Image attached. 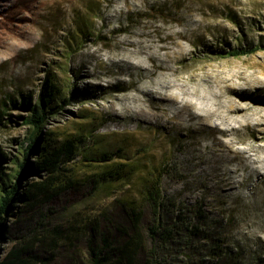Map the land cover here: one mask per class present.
Wrapping results in <instances>:
<instances>
[{"label": "rangeland", "instance_id": "rangeland-1", "mask_svg": "<svg viewBox=\"0 0 264 264\" xmlns=\"http://www.w3.org/2000/svg\"><path fill=\"white\" fill-rule=\"evenodd\" d=\"M138 44L146 46L144 52L137 51ZM252 48L239 56L226 52ZM148 52L156 56L153 64L163 59L172 70L155 69L151 76L127 63L146 60ZM146 65L151 71L152 63ZM162 72H175L177 82L187 81L184 98L225 134L203 120L187 122V113L175 115L168 102L161 103L164 116L149 112L154 101L144 90L156 87ZM46 79L58 85L60 96L57 113L42 132L55 131L57 143L81 137L77 154L67 163L79 185L49 203L54 219L82 210L102 228H108L105 219L122 224L127 202H139V180L160 174V191L167 200L165 225L175 222V240L181 239L165 245L162 263L262 264L264 0H0L4 166L10 165L20 142L26 143L29 129L21 118ZM217 86L219 97L212 95ZM230 105L239 111L229 112ZM175 123L181 125L175 128ZM215 138L231 141L234 154L219 150ZM102 153L129 164L133 173L130 180L89 193V178L105 162L85 159ZM247 154L258 160L257 173ZM231 175L239 182L223 185ZM148 219L146 214L143 222ZM11 223L5 221L8 227ZM12 238V231L4 229L0 252L12 246ZM80 252L84 255L82 248ZM62 263L60 255L56 264ZM81 264L89 262L83 257Z\"/></svg>", "mask_w": 264, "mask_h": 264}, {"label": "trees", "instance_id": "trees-1", "mask_svg": "<svg viewBox=\"0 0 264 264\" xmlns=\"http://www.w3.org/2000/svg\"><path fill=\"white\" fill-rule=\"evenodd\" d=\"M253 51L255 48L226 52L239 56ZM59 96L58 85L46 79L35 102L27 106L28 114L21 118L29 129L25 145L20 142L18 153L8 159L9 166L2 164L5 156L0 154V237L6 228L13 234L12 246L0 252V264H56L60 255L62 264H81L83 257L89 264H164L160 255L165 245L179 244L181 239L175 240L179 235L175 222L165 225L167 200L160 191V174L139 180V202H127L122 224L105 219L108 228H102L99 220L82 210L54 219L49 203L78 188L79 181L67 163L77 154L81 140L74 136L57 143L55 131L42 132L57 113ZM112 158V154L102 153L98 159H85L105 162L103 169L89 178V193L131 179L130 165ZM146 214L149 219L143 222ZM8 220L12 221L9 227L5 225ZM259 261L264 264V258Z\"/></svg>", "mask_w": 264, "mask_h": 264}, {"label": "bare ground", "instance_id": "bare-ground-1", "mask_svg": "<svg viewBox=\"0 0 264 264\" xmlns=\"http://www.w3.org/2000/svg\"><path fill=\"white\" fill-rule=\"evenodd\" d=\"M193 30V29H192ZM133 45L136 44L134 42H132ZM141 43V42H140ZM180 45V44H179ZM182 47V46H181ZM163 48V47H162ZM183 48V47H182ZM146 49V46L142 45V44H138V52H144V50ZM180 51V52H178ZM177 53H181L182 52V49H178L176 50ZM176 53V54H177ZM175 54V55H176ZM166 59V58H165ZM156 60V56L153 52H148L147 54V57H146V60H142V59H138L136 61H130V60H127V63H129L130 65H133L134 67L140 69L141 72H148L149 75H153L155 72L154 70L155 69H159V70H164V69H169L170 67L167 68V66L164 65V62H166L165 60L162 59L163 63L162 64H158V65H155L153 64L154 61ZM149 61L150 63H152V66L153 68L151 69V71H149L150 69L148 68V66L146 65V62ZM151 67V66H150ZM149 69V70H148ZM171 69V68H170ZM172 70V69H171ZM172 72V71H171ZM175 73V72H174ZM174 73H170V74H167V73H160V75L158 76V82L156 83V87H147L144 91L146 93V95H150L151 98H153V101H154V104H150V111L152 114H155V113H160L161 115H165L164 113L166 112V108L163 107L161 105L162 102H168V104H171L174 108H176L175 110V115H177L178 113H180L181 111H185V113H187V117L188 121L190 120H194V119H199V120H203V122H205V124L209 125L210 129L213 128L215 129L216 131L222 133V134H225V130L223 129H220V127L218 126V124L215 122L211 123L209 121L206 120V116L203 115V114H200L197 112V110H194L193 109V102L188 101L187 99L184 98L185 95L188 94L187 92V89L185 88L186 85H187V81H180V82H177L173 76H174ZM221 77V76H220ZM220 79V78H219ZM221 82H226V79L225 80H221ZM219 83V82H217ZM219 85V84H218ZM155 86V84H154ZM216 86V85H215ZM220 86V85H219ZM217 86V89L215 91H213L212 95H214L215 97H219L220 94H221V89L220 87ZM209 87V86H208ZM227 87V86H226ZM210 88V87H209ZM176 90V91H174ZM194 90V89H193ZM205 90H207L206 86H205ZM203 90V92L205 91ZM191 91V90H190ZM194 91H198V90H194ZM210 91V89H209ZM207 91V92H209ZM206 92V91H205ZM204 92V93H205ZM212 92V91H210ZM209 92V93H210ZM191 94V93H190ZM207 94V93H206ZM192 95V94H191ZM197 96L198 98H201V99H204L206 100L208 97L204 94V95H199L197 93L194 92V96ZM133 97V96H132ZM187 97V96H186ZM207 97V98H206ZM188 98V97H187ZM214 98V97H213ZM132 99V98H131ZM133 100H136V97L134 96L133 97ZM233 100V99H232ZM138 102V101H137ZM196 102V101H195ZM200 102V101H199ZM202 104V103H201ZM195 105V104H194ZM112 106V105H111ZM205 106V105H204ZM139 107V105H138ZM196 107V105H195ZM203 107V106H202ZM178 108V109H177ZM210 108V107H209ZM208 108V109H209ZM196 109V108H195ZM200 109V108H198ZM127 110V108L125 109ZM140 110H143V112H146V109L144 110L142 108V106L140 107ZM201 110V109H200ZM237 112L239 111L238 108L236 107H233V106H229V112ZM261 111V116L264 117V109L261 108L260 109ZM202 112V111H201ZM208 112V111H207ZM211 112H213L211 110ZM228 112V113H229ZM205 113V112H204ZM216 114V113H215ZM219 115V114H218ZM221 115V114H220ZM225 117V116H224ZM210 118V117H209ZM212 118V117H211ZM222 118V117H221ZM165 119V117H164ZM163 119V120H164ZM211 120V119H210ZM167 122L170 121L169 119L166 120ZM225 121V120H223ZM169 123V122H168ZM179 123V122H178ZM178 123H175L176 124V127L175 128H178L179 124ZM174 124V123H173ZM201 124V123H200ZM172 127V125L170 126ZM212 132V131H211ZM227 134V133H226ZM216 139V142L217 144L220 145V148L219 150L221 151H224V153L226 155H231V153L234 154V149L232 148L231 146V141H225L224 139H218V138H215ZM212 149V148H211ZM218 150V149H217ZM215 151V150H214ZM245 151V150H244ZM217 152V151H216ZM218 153V152H217ZM246 153V151H245ZM218 155V154H217ZM247 158L249 159V161L251 162L250 164L251 165V169L252 171H254L255 173L258 172V165H256L258 163V160L254 157H250L248 154H247ZM246 158V159H247ZM235 172V170L233 169V171L231 170V173ZM250 172V171H249ZM235 176H229L228 178L226 179H223L222 180V184L223 185H226V186H229V187H234V184L235 183H238L239 181L234 179Z\"/></svg>", "mask_w": 264, "mask_h": 264}]
</instances>
